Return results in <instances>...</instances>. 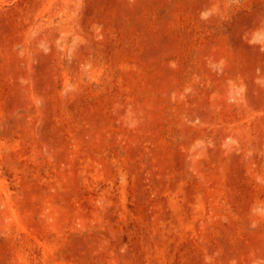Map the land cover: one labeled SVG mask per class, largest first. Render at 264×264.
Wrapping results in <instances>:
<instances>
[{
    "label": "rangeland",
    "instance_id": "374dc122",
    "mask_svg": "<svg viewBox=\"0 0 264 264\" xmlns=\"http://www.w3.org/2000/svg\"><path fill=\"white\" fill-rule=\"evenodd\" d=\"M0 264H264V0H0Z\"/></svg>",
    "mask_w": 264,
    "mask_h": 264
}]
</instances>
